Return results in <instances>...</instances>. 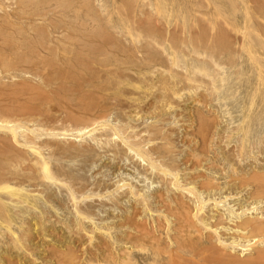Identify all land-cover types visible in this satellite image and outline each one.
Masks as SVG:
<instances>
[{
	"label": "rangeland",
	"instance_id": "374dc122",
	"mask_svg": "<svg viewBox=\"0 0 264 264\" xmlns=\"http://www.w3.org/2000/svg\"><path fill=\"white\" fill-rule=\"evenodd\" d=\"M14 1L2 0L4 7H0V13L6 6L8 11L12 13L16 5ZM215 1L222 4L221 11L217 9L216 4H214ZM76 2L78 3L76 8L78 21L76 20V22L71 20L75 13L73 7H68L63 12L57 10V14L63 17L61 28H53L47 25V19L45 18L43 21L39 19L42 18L39 15H34L37 17L35 19L30 14L29 19H26L27 22H36L41 27L43 26L45 39L47 41L51 39V44L61 37L60 39L65 41L64 47L62 45L63 48L60 47V50L57 51L59 48L50 45L52 47L50 50H46L47 52H44L43 55L38 54L35 51L36 46L34 49L31 46L34 39H31L32 33H30L25 36L27 39H23V36L17 39L19 43L21 40L22 43L31 42L28 43L31 47L28 48L23 58H19L18 55L14 56V53L9 55L10 58L13 57L11 60L15 62L11 66L12 71L9 69L10 73L5 70L6 68L0 61V118L10 119L19 125L15 131L17 139H12L13 142L15 141V147H20L22 151L27 153L28 150L21 141L24 140L22 138L24 137L23 133L28 131L27 136L30 133L34 136L37 135V137L31 136L37 141L36 145L43 146L40 147V150L42 149V154L46 158L48 157L49 161L57 163L60 160L59 162L63 167L65 166L64 168H70L74 174L84 176L85 179L83 180L87 179L89 185L85 190L86 192L80 195L79 202L83 203L86 200L95 205L93 207L95 211L93 222L89 221L87 224L89 223L90 226L96 228L95 224H110L118 220L121 214L131 210V204L127 197L120 199V205L109 199V196L113 197L123 189L121 187L122 189L118 188L117 191L118 183L126 181L128 182L127 185L138 188L149 198L152 193L159 189L165 191V185L158 181L159 179L154 176L153 172L145 169L147 166L150 167V163H147L149 161L147 159L142 160L139 155L135 154L137 151L134 149H128L127 143L125 144L122 140L125 138L124 136L135 133L147 138L148 133L144 130L145 127H148L147 125L163 127L162 130L170 134L174 142L172 145L176 144L172 156L174 154L175 162L182 164L181 168H183L186 165L184 163L185 157L190 155L192 147H195L198 141L194 135L197 117L199 114L203 116L206 114L207 119L210 120L206 129V146L208 147L206 149L209 151L204 156L206 160L204 159L202 168L198 167L197 170L210 176L214 175L212 176L213 179L219 180L221 187V189L215 190V197L219 194L224 196L223 185L228 179L224 175L229 165L225 160L223 161L219 153L218 145L225 144L226 146V137L220 138V134H226L230 127L237 125L243 118H246L248 105L253 99L254 104H251V109L256 103L255 111L262 114L264 121V97H259L260 90H255L256 87H264V82L257 76V69L259 68L264 73V9L252 0H198L197 2L201 6L196 5L195 0H87L84 2L76 0ZM224 8L223 12L222 9ZM73 23L78 27L79 32L76 30V35L73 33ZM47 35L48 37H46ZM71 35L73 41L68 38ZM86 42L87 44H85ZM11 43L4 47L0 45L1 50L5 51L11 46L13 48L14 44ZM211 45L221 52L213 53L209 57L207 51ZM244 47H247L250 53L254 51L253 54L256 58L252 54L249 56ZM62 49L64 52L61 51ZM198 51L199 55L200 53L203 55H197ZM259 57L261 61H259ZM211 59L212 61H210ZM21 64L23 66L25 64V66L23 67ZM214 64L222 70L214 68ZM204 66L208 71L204 69ZM194 67L206 71L199 70L201 71L200 74H196L199 71L197 72ZM221 67H225L224 70ZM204 72H209L208 78ZM193 76L194 80L192 79ZM199 78L201 81L198 82ZM20 81L34 84L41 91L35 92L36 90L27 89L12 92L9 89L12 87L10 86L11 83ZM81 125H87L88 131L80 135L76 130L77 126ZM65 128H68V134L62 137L63 134L59 132ZM116 129H118V137L116 133V137L105 142L104 140L107 138H112L108 133L114 132ZM4 130L6 129L0 128V135L7 134V132L2 133L5 132ZM23 130L25 131L21 135ZM66 136L70 139H67ZM71 137L73 139L80 138V140H76V143ZM157 141L155 140L154 143ZM113 142L115 145H110ZM75 143L85 149L84 153H89L88 158L83 157L75 148L67 147L75 145ZM154 143L146 142L144 147L147 148ZM234 143L235 138L231 139L225 148L234 146ZM108 147L120 151L114 153L112 150H107ZM216 154L219 156L218 167L223 169L207 167L210 157ZM255 154L259 157L257 162L263 163L264 150L258 152L259 155ZM246 158L241 162L245 163L248 159L253 160ZM179 171L181 173L178 172L177 176L182 180L185 175L182 174V170ZM99 182L108 185L106 188H101L103 185H100L94 189L104 196L106 203L103 205L99 204L98 200H94L92 195H86L90 192L89 190L96 186L95 183ZM28 183V181H21V184L26 186L25 188H35L33 192H30L34 197L31 195L28 199L30 202H27V205L32 207L29 212L32 211L37 215H43L44 218L47 217L45 219L46 224L54 222L53 225L56 227L49 228L50 230L43 233L38 227L35 229L36 225L32 224L35 220L31 218V215L28 216L26 211L23 212L26 214L23 215L26 216V220L31 221V237H33L32 240H24L28 242L24 244L27 247L30 245L29 248L33 250L29 256L35 257L33 259L26 253L24 254L26 251L24 246L21 250L19 248L16 250L13 248L9 252L3 250L6 245L4 241L12 239L9 238L12 237V234L11 236L8 234L7 237L0 235V264H59L58 261H63L65 256L67 259H64V264H76L72 262L74 261L72 259H77L79 264H88L86 261L89 256L88 249L98 252L95 246L100 232L96 231L99 229H94L99 234L91 239L85 234L82 238H78L76 234L68 232L67 224L71 226L77 216L72 210L73 207L69 206L67 183L49 181L51 188L44 186V184L33 185L31 182ZM49 191L52 195L47 198L46 193ZM173 191L179 192L175 188ZM205 193L202 192L200 195H207ZM42 194L45 195L42 196ZM234 196H237L239 202L248 204L244 194H235ZM226 198L228 199L226 201L229 202L232 196ZM55 199H60L61 202H57ZM233 203L234 201H231L229 204ZM263 204L264 201H255L249 206L254 205V208H258L255 211L252 209V212L255 213L264 209L261 208ZM52 206L53 208H51ZM154 206L156 207V204ZM236 206L235 203L234 207ZM42 210L45 212L42 213ZM152 217L154 215L147 214V222L151 221L150 218L152 219ZM16 219L18 222H14L12 229L16 230L15 234H18L21 233L22 228L19 229L21 221ZM90 226L87 227L90 228ZM115 230L113 227L109 229L112 233ZM70 233L72 235L69 236ZM102 235V237L107 238L105 233ZM26 237L24 239H27ZM54 243L56 244L54 245ZM22 250L24 251L23 254ZM70 253H73V256L75 254V257ZM58 256L59 258H56ZM68 259L72 261L69 260V262ZM141 260L139 258L137 264H141Z\"/></svg>",
	"mask_w": 264,
	"mask_h": 264
},
{
	"label": "bare ground",
	"instance_id": "6f19581e",
	"mask_svg": "<svg viewBox=\"0 0 264 264\" xmlns=\"http://www.w3.org/2000/svg\"><path fill=\"white\" fill-rule=\"evenodd\" d=\"M82 1L84 2L87 0H82ZM197 1L195 0V4L199 5ZM252 1L259 4L260 8L262 7L264 9V0H252ZM14 2L16 5L13 8L14 10L12 11V13L8 11L7 6L0 13V45L4 47L9 45L11 42L14 44L13 48L12 46L11 48H7V50H5L4 48L5 51L1 50L2 48H0V61L2 62V65L6 68L5 69L6 71L7 70L9 71V69L11 70V66H13V64L15 63L13 60H11V58L13 57L11 58L9 57L11 53H14V56L18 55L19 58H23L24 54L27 53L28 48L31 46L33 49L36 46L35 51L41 55H43L44 52H47L46 50H50V48L52 47H56L57 49L59 48L57 51L60 50V47H62V45L64 47L65 41L61 40L60 39L61 37L58 38L55 41V43L51 44L50 43L51 39L49 41L45 39V30L43 29V26L41 27L39 23L37 24L36 22L35 23L27 22L26 19L27 18L29 19L30 14H32L33 16L34 15L42 16V18L39 19L43 21L46 18L47 25H50L53 28L55 27L61 28V23L63 20L62 19L63 17L57 14V10L59 11L62 10L63 12L68 7L69 8L73 7L74 8L73 11H75V13L73 15V18L71 19L72 22H76L78 17L76 15V8L78 4L76 0H15ZM214 4H216L217 9L219 10L223 8L220 2L218 4V2L215 1ZM3 5H2V0H0V7L2 8ZM199 6H201V4ZM224 10L225 8L222 9L223 12ZM247 12L249 11L247 10ZM36 18L37 17H35V19ZM72 26L74 30L73 33L76 35V30L78 31L77 29L78 27L74 23ZM30 33H32L31 39L32 38L34 39L32 43L33 45L30 46L28 43L31 42L29 41L28 43L27 42L22 43V40L20 41V43L18 42L17 39L20 36H23V39L24 38L27 39L25 36ZM72 35L71 37H68L71 38L70 40H72L73 36H75ZM46 37H48V35ZM76 39L78 40V38ZM219 41H221V39H219ZM223 42H224V38H223ZM85 44H87V42ZM50 45H52V47H50ZM213 45H211L209 47V50L207 51L209 57L212 56L213 53L221 52V50L216 49ZM245 49H247L246 52L249 53V56L250 54H252L253 57L255 56L253 54L254 51L250 53L247 47ZM61 51L64 52L63 49ZM197 55H199V51ZM200 55H203V53L202 54L200 53ZM208 55L206 54L207 57ZM253 57L251 58L253 59ZM36 59L39 60L38 58ZM212 59L210 61H212ZM17 61L18 60H16V62ZM259 61H261V59ZM214 65H213L214 68L216 67L220 69V67ZM194 69L197 72L199 70L201 71H203L204 69L207 70L205 66L203 70L202 69L198 70V67L197 68L194 67ZM257 70H256L258 73L257 76L259 77L258 79L264 82V73L261 72L260 68ZM201 71H199V73L196 74H200ZM204 73L205 76L207 75L206 77L208 78L209 72L208 73L204 72ZM212 74L215 73L212 72ZM186 77L189 79L187 75ZM192 79L194 80V76ZM220 79H222V77ZM199 81H201V79L198 80V82ZM10 86H12L9 88L12 92L18 90L22 91L27 89L30 91L36 90L35 92L41 91L39 90L40 88L36 87L34 84H30L25 81L22 82L20 81L16 83L12 82ZM255 90L258 91L260 90L259 97L260 96L264 97V93H263L264 87H256ZM253 100H250V104L248 105L246 118H243L242 116L243 119L237 125L230 127L227 130V133L226 134L224 133L225 135L220 134V138L226 137L225 140L226 146L225 144L222 146L218 145L219 153L221 154V158L223 159V161L225 160L227 165H229L228 170L224 175L225 178L226 177L228 178L226 179L223 185L224 188L223 192H225L224 196L219 194L215 197L216 195L215 190L221 189V187H220V183L218 182L219 180L215 181L213 179L212 176L214 175L210 176L208 174H205V172L203 173L200 170H197L198 167L203 166L202 163L204 159L206 160L204 156L209 151L207 150L208 147L206 146L207 145L206 129L209 126L210 120L207 119L208 117H206V114L205 116L199 114V116L197 117V123L194 127L195 128L194 135L195 138L196 137L198 138V141L196 140L197 144L193 143L196 144V146L192 147L191 153L187 151L188 153H190V155H187L189 157L187 156L185 157L184 163L186 165H184L183 168H181L182 164H179L177 160L176 161L178 163L175 162L176 157L173 158L174 154L172 156V152L173 150H175L173 148L176 144L172 145L174 142L171 139L170 134L166 131H163L162 130L163 127H159L157 125H151V126L147 125L148 127L144 128V130L147 131L148 133L147 138L141 135L138 136L135 133L133 135L130 133L131 135L130 134L125 135L124 136L125 138H123L122 140L125 142V144L127 143L128 149L132 148L135 151H137L135 154L139 155V157L142 158V160L147 159L149 161L147 163H150V167L147 166L145 169L146 170L149 169L151 172H153L154 176L159 179L158 181H161L165 185V191L163 192L161 189H159L155 193H152L149 198L148 196H145L146 194L140 192L138 188H134L131 185H127L128 182L126 181H122L121 183H118L116 186L117 191L118 188L120 189L123 188V189L119 191L118 194L113 195V197L109 196V199L113 201L115 204H119V201L122 197H127V199L130 201L131 204L130 205L131 210L129 212H125L124 214H121L118 220H116L115 222H111L110 224L109 223L108 224L105 223L104 225L95 224L96 228H93L94 226L92 225L91 227L89 223L87 224V222L89 221L93 222V218L95 215V211L93 207L95 205L94 204L92 205V203L86 200L83 203L79 202V198L81 197L80 195H82L83 192H86L85 190L89 185L87 179L83 180L85 179L84 176L74 174L70 168H64L65 166L63 167L60 164L61 163L59 162L60 160H58L57 163L56 162L53 163L52 161H49V158L48 157L46 158L42 154L41 151L42 149L40 150L41 147L40 144L36 145L37 141L33 139L34 135L30 133V135L27 136L28 131L25 132L26 134L23 133L24 135L22 134V132H24L25 130L21 131V135L24 136L22 137L24 138V140L21 142L23 143L22 145H24V147H26V149L30 152L27 151L26 153V151L21 150L22 148L17 146L15 147L14 144L15 141L13 142L12 139H17L15 135V131L19 125L10 119L0 118V128L6 129L4 130L5 132L2 133L7 132V134L0 135V235L7 237L8 234H10V236L12 234V237L8 236L9 238L12 239H10L9 241L7 240L4 241L6 245L3 247L4 248L3 250L7 252L12 250L13 248L15 250L17 248L21 250V248L24 246L26 251L24 252L22 250V254L23 252L24 254L26 253V255L28 256L32 254L31 250L33 249L29 248L30 245L27 247V245L25 244H27L28 242L24 241L29 239L32 240L33 238L31 237L32 235L31 221L29 219L26 220V216H23L25 213H28V216L30 214L31 218L35 220L32 223L34 224V226L36 225L35 229L38 227L40 230L43 231V233L46 230H50L49 228L52 229L56 227L53 225L54 222H51L50 224H46L45 219L47 217L44 218L43 215L40 216L37 215V213L35 212L32 211L29 212V209H31L32 207L27 205L28 204L27 202H30L28 199L31 197V195H33L30 192H33L35 188L28 189L25 188L26 186L24 187L21 184V181L24 180V181H28L29 183L31 182V184L33 185L44 184V186L50 187L49 185L50 184L49 181H50L54 183L61 182L62 184L67 183L66 184L68 190L67 199L68 202H70V205L69 204L68 205L73 207V209L72 208L71 209L77 216L76 218H74L73 221L74 223L71 226H68L67 223H66L67 226L64 224V226H66V229L68 228V232H71L72 234L73 233L76 234L78 238L79 237L82 238L83 235L85 234L90 239L93 238V236L97 237L99 232L101 234L98 235L99 237H97V239L98 238L99 239L95 246V248L98 249V252H95V250L91 251L89 250L90 248L88 249L89 256L86 259L88 264H95L97 262L100 264H137L139 258L143 260V261L141 260V264H264V209H263L264 204L261 207L263 210L255 213L252 212V209L254 211L256 209L254 208V205L249 206V204L255 201H264V162L258 163L259 161L257 162V159L259 157L256 156L255 154V153L258 154V152H262L264 150V145H263L264 121L262 114L255 111L257 107L256 103L254 107L251 109V104H254ZM243 107L245 108V106ZM86 127L87 125H81L79 127L77 126L76 131L81 135V133L88 131ZM67 130L68 128H65L61 132H59L63 134L62 137H65L64 135L68 134ZM117 130L118 129H116V131L114 132L108 133V135L112 136V138H107L104 141L108 142L109 140H112L114 137H116L115 134L118 132ZM121 131L120 133L122 134L123 131L122 132ZM118 134L119 133H117V137ZM34 137H37V135ZM233 138H235L234 146L225 148L227 147V144L230 142V140ZM67 139L70 138L67 137ZM73 140H75L76 142V140L79 141L80 138H74ZM155 140L158 141L154 143ZM149 141L153 142L154 144H151V146L145 148L144 144ZM76 143L75 145H70L67 147L75 148L77 151H79L82 154L83 157L88 158L89 153H84L85 149L81 148ZM110 145L114 146L115 144L113 142ZM45 148L47 147L45 146ZM107 150H112L114 153L120 151L118 149L117 150L113 149V147L111 149L110 147H108ZM246 157L252 158L253 160L248 159L247 162L242 163L241 160L247 159ZM208 164H209L207 166L208 168L223 169L218 167L219 156H217V154L212 155L210 157ZM8 166H11L12 168ZM13 168L15 171L13 170ZM179 170H182L183 171L182 174L185 175L184 179L182 180H180L179 176H177L178 172H180ZM95 185L96 186L92 190H89L90 192L86 195L88 196L92 195L93 196L92 198H95L94 200H98L99 204L103 205L106 203L105 199L103 198L104 196L102 195L101 192L95 191L94 189L100 187V185H103L101 188H106L108 187V185L104 182H102V184L100 182L97 184L95 183ZM173 188H175V190L178 189L179 192L175 193V191H173ZM171 190L172 192H170ZM241 191L244 192L240 193ZM202 192L204 193L206 192L207 195L201 196L203 195V194L200 195V193ZM235 194H241V195L244 194V197L246 198L248 204L245 205L242 202H239L237 200V196H234ZM43 195L45 194H42V196ZM51 195L52 193L50 191L46 193L47 198L50 197ZM227 196H232V199L229 200V202L226 201L228 200L226 198ZM33 200L35 201V199ZM55 200L57 202H61L60 199H55ZM231 201H234V203L229 204ZM11 202H13L14 204L13 203L11 204ZM235 203L237 204L236 207H234ZM32 204L33 202L31 203V205ZM154 204H156V207L154 206ZM14 207L16 208L13 209ZM51 208H53V206ZM23 212L25 213L23 214ZM43 212L45 211L42 210V213ZM147 214L154 215L152 219L150 218L151 221L147 222L146 219ZM16 218H18L21 221L20 226L18 225L20 227L19 229L22 228L21 233L18 234H15L14 232H16V230L14 231L12 229L14 222L16 223L18 222ZM87 226H90V228ZM112 227L116 229L114 233L109 231V229H111ZM94 229H99L96 230L99 232L96 233ZM71 233L68 235L69 236L72 235ZM102 233L103 234L105 233L107 238L102 237L103 236ZM25 237L27 239H24ZM55 244L56 243H54V245ZM78 246L80 247V245ZM61 250L64 249L61 248ZM71 255L73 256V253ZM72 256L70 257L71 259L75 257V254L73 257ZM29 257L34 259L35 256L33 257L29 256ZM56 258H59V256ZM65 258L67 259L66 256ZM68 258H69V254H68ZM71 259H68V261L74 260L72 261L73 263L75 262L76 264H79V261L77 259H76L77 261L75 259L72 260ZM63 261H58V262H60L59 264H62ZM101 261L104 263H102Z\"/></svg>",
	"mask_w": 264,
	"mask_h": 264
}]
</instances>
